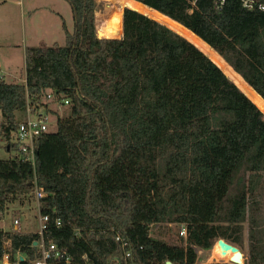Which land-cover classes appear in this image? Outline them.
<instances>
[{"label":"trees","instance_id":"trees-1","mask_svg":"<svg viewBox=\"0 0 264 264\" xmlns=\"http://www.w3.org/2000/svg\"><path fill=\"white\" fill-rule=\"evenodd\" d=\"M65 1V47L26 49L24 81L0 78L9 152L27 106L50 114L51 92L67 113L36 141L34 169L0 160V219L36 184L44 239L70 264H195L218 239L242 252L245 227L244 264H264V13L241 0ZM103 1L128 8L120 39L97 38ZM162 224L185 238L153 239ZM36 239L0 230V258L9 243L11 260L34 261Z\"/></svg>","mask_w":264,"mask_h":264},{"label":"rangeland","instance_id":"rangeland-1","mask_svg":"<svg viewBox=\"0 0 264 264\" xmlns=\"http://www.w3.org/2000/svg\"><path fill=\"white\" fill-rule=\"evenodd\" d=\"M124 9L126 8L120 10L116 5L106 1L94 3L95 29L100 38L117 39L121 36L116 28V20L117 15ZM72 28V14L65 0H0V76L7 83L21 82L24 78L25 50L53 46L63 48L66 44V31L71 33ZM49 109L53 122L50 131L55 132L58 118L67 115L66 107L51 103ZM17 118L21 121L24 115L18 114ZM2 131L0 128V160H8L14 152L6 151L7 141ZM14 217L20 219L24 233L38 232L37 211L30 198L19 199L9 204L0 219V228L10 231ZM183 230L184 227L181 225H155L151 228L150 236L173 244L178 242L180 237H184ZM246 237L245 227L243 256L247 254ZM211 250H198L195 264H232L230 261L213 259Z\"/></svg>","mask_w":264,"mask_h":264},{"label":"built area","instance_id":"built-area-1","mask_svg":"<svg viewBox=\"0 0 264 264\" xmlns=\"http://www.w3.org/2000/svg\"><path fill=\"white\" fill-rule=\"evenodd\" d=\"M242 7L249 11H257L264 13V0H241ZM46 104L54 103L55 96L53 93L48 92L45 96ZM67 105V102H63ZM55 104V103H54ZM51 114L47 112H34L32 107L27 106L24 112V118L18 123L17 129L13 138L12 144L15 146V152L12 156L22 162H26L34 169L35 168V146L36 141L42 135L51 133L50 126L53 123ZM45 197V192L42 188H39L35 184L34 192L32 195V201L35 205L38 217V232L35 234L37 239L33 243V248L36 251L37 258L28 264H70L69 253L52 243H47L44 239V233L46 232V225L48 223V217L40 214L39 201ZM56 227H60V223L56 221ZM12 232L15 234H22L21 221L18 217H14L12 223ZM183 236L185 238V230H183ZM116 241L120 244L122 249L127 248V243L120 237L116 238ZM9 243H5L3 246V254L0 258V264H21L25 262V258L16 254L14 259L11 260L9 254ZM125 257H129V252L125 253ZM22 259V261H20ZM86 259L85 256L82 257Z\"/></svg>","mask_w":264,"mask_h":264},{"label":"water","instance_id":"water-1","mask_svg":"<svg viewBox=\"0 0 264 264\" xmlns=\"http://www.w3.org/2000/svg\"><path fill=\"white\" fill-rule=\"evenodd\" d=\"M127 9V8H126ZM130 10V9H129ZM133 11V10H132ZM180 25V24H179ZM190 32V31H189ZM191 33V32H190ZM194 35V34H193ZM195 36V35H194ZM97 37V34H96ZM197 37V36H196ZM98 39H102L97 37ZM198 38V37H197ZM199 39V38H198ZM201 40V39H200ZM202 41V40H201ZM203 42V41H202ZM218 248L219 254L221 257H225L227 253H232V256L230 257V262L232 264H243L244 258L243 253L235 246L227 243L226 241L222 239H218L215 244ZM22 261V259H20ZM165 264H172L171 262H166Z\"/></svg>","mask_w":264,"mask_h":264},{"label":"bare ground","instance_id":"bare-ground-1","mask_svg":"<svg viewBox=\"0 0 264 264\" xmlns=\"http://www.w3.org/2000/svg\"><path fill=\"white\" fill-rule=\"evenodd\" d=\"M212 258L213 259H217V261L219 260H224V261H230V257L232 256V253H227L225 255V257H221L220 254H219V251H218V248L217 246H215L212 250Z\"/></svg>","mask_w":264,"mask_h":264},{"label":"crops","instance_id":"crops-1","mask_svg":"<svg viewBox=\"0 0 264 264\" xmlns=\"http://www.w3.org/2000/svg\"><path fill=\"white\" fill-rule=\"evenodd\" d=\"M121 36H122V34H121ZM121 36L119 37V38H117V39H120L121 38ZM0 78H2L3 79V77L2 76H0ZM4 80V79H3ZM5 81V80H4ZM14 81H16V80H14ZM22 81H24V78L22 79ZM6 82V81H5ZM13 82V81H12ZM7 148V152H9V148L8 147H6ZM12 226V225H11ZM11 228V230L10 231H12V227H10ZM0 230H2L3 232H8L7 230H3V229H1L0 228ZM21 230H22V225H21ZM22 233H24L23 231H22ZM27 234V233H26Z\"/></svg>","mask_w":264,"mask_h":264}]
</instances>
